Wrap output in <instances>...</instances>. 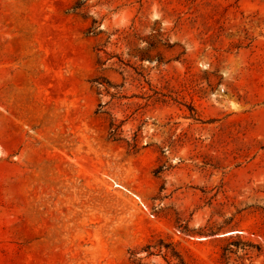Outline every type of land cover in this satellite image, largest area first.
<instances>
[{"label": "rangeland", "instance_id": "rangeland-1", "mask_svg": "<svg viewBox=\"0 0 264 264\" xmlns=\"http://www.w3.org/2000/svg\"><path fill=\"white\" fill-rule=\"evenodd\" d=\"M0 264H264V0H0Z\"/></svg>", "mask_w": 264, "mask_h": 264}, {"label": "bare ground", "instance_id": "bare-ground-1", "mask_svg": "<svg viewBox=\"0 0 264 264\" xmlns=\"http://www.w3.org/2000/svg\"><path fill=\"white\" fill-rule=\"evenodd\" d=\"M17 76V75H16ZM19 76V75H18ZM20 78V77H19ZM17 79H18V77H17ZM16 80V79H15ZM231 233V232H230ZM223 235V234H222Z\"/></svg>", "mask_w": 264, "mask_h": 264}]
</instances>
